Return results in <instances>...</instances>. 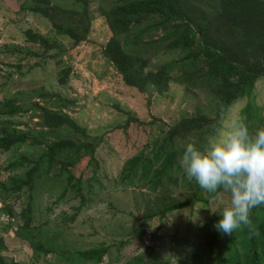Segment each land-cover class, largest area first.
<instances>
[{
	"label": "rangeland",
	"instance_id": "rangeland-1",
	"mask_svg": "<svg viewBox=\"0 0 264 264\" xmlns=\"http://www.w3.org/2000/svg\"><path fill=\"white\" fill-rule=\"evenodd\" d=\"M25 1L0 0V107L7 99H16L23 111L12 119L19 123V129L39 135L42 126L35 103L51 106L60 99L71 100L74 104L64 106L65 111L90 134L102 136V140L96 151V179L84 184V202L70 191L67 198H61L66 181L53 179L52 175L39 179L32 191L24 188L10 194L0 184V200L5 205L2 200L5 198L12 205L15 214L11 215L16 217L11 225L0 224V245L5 246L2 254L19 264H71L74 259L71 253L103 244L110 249L100 264H133L138 252L154 246L161 258L171 264H209L215 245L206 223L213 212H222L230 205V194L222 191L209 206L198 202L165 215L157 213L143 233V217L150 208L158 210L157 205L186 195L191 188L184 181L183 188L176 182L165 181H158L152 188L126 186L121 182L120 172L127 157L153 141L163 122L172 125L184 116L195 115L199 108L215 117L219 100L201 81L184 74L181 79L168 78L157 90L151 88L146 93L126 85L103 56L111 30L102 15L101 0H89L92 30L89 38L76 46L70 38L55 32L49 19L27 9ZM29 29L47 35L54 46L45 52L39 44L29 41L26 35ZM151 34L145 36L149 41L145 52L151 56L150 68L166 64L172 75L179 74L181 49L166 47L160 37L164 34L161 29ZM60 59L65 63H60ZM65 64L72 70L64 84L59 73ZM255 95L264 114V77L258 80ZM246 103L247 98L233 103L209 142L232 122H242L241 110ZM131 116L154 125V129H146L144 124L133 120L125 127ZM46 131L42 139L48 141L68 134L64 128ZM41 151L40 144L0 149V183L23 170H7L9 161L23 153L36 156ZM92 166L96 164L93 162ZM29 200L32 223L43 227L46 239L55 242L63 255L38 252L17 235Z\"/></svg>",
	"mask_w": 264,
	"mask_h": 264
},
{
	"label": "trees",
	"instance_id": "trees-1",
	"mask_svg": "<svg viewBox=\"0 0 264 264\" xmlns=\"http://www.w3.org/2000/svg\"><path fill=\"white\" fill-rule=\"evenodd\" d=\"M89 4V0L25 1L27 9L49 19L55 32L70 38L74 46L87 40L91 33L93 17ZM100 6L111 30L103 47V56L126 85L146 93L151 88L157 90L168 78L181 79L184 74L195 77L196 82L201 81V85L219 100L215 117L199 108L195 115L184 116L172 125L163 122L151 143L125 159L120 179L126 186L152 188L158 181H165L176 182L178 187L183 188L184 181L191 188L190 193L157 205L158 210L150 208L143 217L144 233L148 221L155 214L165 215L198 202L209 206L211 200L222 192H206L185 175L179 160L187 142L199 146L209 143L218 131L223 114L239 98H247L241 110L242 123L250 132L264 127L263 108L257 104L255 97L256 84L264 77V0H101ZM159 29L164 31L160 37L166 47L181 49L179 74L172 75L166 64L157 69L150 68L151 56L145 52L149 41L145 36ZM26 35L29 41L39 44L45 52L54 46L43 33L29 29ZM59 62L65 63L64 59ZM188 68L191 73H188ZM71 70V66L65 64L59 73L61 83H67ZM69 104H74V101L60 99L51 106L35 103L42 126L39 135L19 129V123L12 119L23 111L16 99L9 98L0 107V149L11 150L18 144L42 145L38 155L23 153L5 166L14 172L23 169L0 183L5 192L12 194L24 188L32 191L39 179L52 175L53 179L66 181L61 198H67L70 191L73 197L81 196L84 202V184H91V180L96 179V151L102 136L90 134L65 111L64 106ZM130 120L144 124L131 116L125 127ZM144 125L146 129H154V125L149 123ZM60 128L68 134L51 141L42 139L46 130ZM91 171L92 174L88 175ZM4 199V210L15 214L12 205ZM218 213L215 211L206 223V230L215 245L209 264H264V205L254 208L250 224L234 231L231 236H223L215 229L214 225L220 218ZM24 215V223L16 229L17 235L29 241L38 252L63 255L64 252L56 249L55 242L46 239L43 227L32 223L31 200ZM4 249L1 244L0 264H19L2 254ZM109 249V245L102 244L78 250L71 253L74 258L71 264H100ZM133 264L171 263L163 260L156 247L152 246L138 252Z\"/></svg>",
	"mask_w": 264,
	"mask_h": 264
},
{
	"label": "clouds",
	"instance_id": "clouds-1",
	"mask_svg": "<svg viewBox=\"0 0 264 264\" xmlns=\"http://www.w3.org/2000/svg\"><path fill=\"white\" fill-rule=\"evenodd\" d=\"M179 164L206 192L230 194V205L214 225L223 236L249 225L251 211L264 205V127L250 132L232 122L204 146L187 142Z\"/></svg>",
	"mask_w": 264,
	"mask_h": 264
},
{
	"label": "built area",
	"instance_id": "built-area-1",
	"mask_svg": "<svg viewBox=\"0 0 264 264\" xmlns=\"http://www.w3.org/2000/svg\"><path fill=\"white\" fill-rule=\"evenodd\" d=\"M16 221V217L14 215L9 214L4 210V204L0 200V224L6 223V224H11ZM148 242V241H146Z\"/></svg>",
	"mask_w": 264,
	"mask_h": 264
}]
</instances>
